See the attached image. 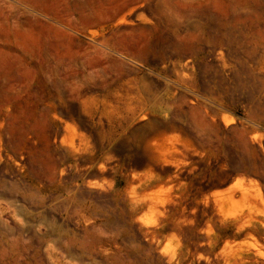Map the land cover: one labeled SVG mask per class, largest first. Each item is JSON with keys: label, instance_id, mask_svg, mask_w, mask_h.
<instances>
[{"label": "rangeland", "instance_id": "374dc122", "mask_svg": "<svg viewBox=\"0 0 264 264\" xmlns=\"http://www.w3.org/2000/svg\"><path fill=\"white\" fill-rule=\"evenodd\" d=\"M126 1L0 0V264H264V0Z\"/></svg>", "mask_w": 264, "mask_h": 264}, {"label": "crops", "instance_id": "0c3cea01", "mask_svg": "<svg viewBox=\"0 0 264 264\" xmlns=\"http://www.w3.org/2000/svg\"><path fill=\"white\" fill-rule=\"evenodd\" d=\"M139 2V0H127L126 2H123V3H121V4H119L118 5V7L116 8V10H113L111 13H110V15H109V21H111V20H113V19H115L116 18V16L118 15V14H120V13H122L129 5H131V4H135V3H138ZM101 4V2H97V4H94V6L95 5H100ZM128 5V6H127ZM94 6H93V8H94ZM127 6V7H126ZM101 18H97L96 20H94V22L95 23H101V20H100ZM43 41L45 42V40H44V38H43ZM113 47V46H112ZM100 70H101V72H104V73H109V71H111V69L110 68H108V67H100ZM114 70V69H113ZM122 75H123V73L121 72V78H122ZM118 80V79H117ZM101 85H110V86H114V85H116V84H118L117 82H108L107 84H104V82H101L100 83Z\"/></svg>", "mask_w": 264, "mask_h": 264}, {"label": "bare ground", "instance_id": "6f19581e", "mask_svg": "<svg viewBox=\"0 0 264 264\" xmlns=\"http://www.w3.org/2000/svg\"><path fill=\"white\" fill-rule=\"evenodd\" d=\"M230 198H232V196H231ZM245 198H246V197H245ZM232 199H233V198H232ZM226 200H227V198H226ZM231 201L235 202L234 200H231ZM158 202H159V201H158ZM220 202H221V201H220ZM225 204H226V203H225ZM150 207L153 209V208H155L156 206H155V204H151ZM221 207H222V206H221ZM245 216H246V215H245ZM242 217H243V216H242ZM245 218H246V217H245ZM260 218H261V217H260ZM235 219H236V217H235ZM245 221H246V220H245ZM235 222H236V220H235ZM240 223H241V222H240ZM240 223L237 224V225H240ZM243 223H244V222H243ZM241 224H242V223H241ZM246 225H247V224H246ZM251 225H252V224H251ZM255 226H257V225H255ZM260 226H261V225H260ZM176 227L179 228L180 226L178 227V225H176V226L174 227V231L176 230V231H178V232H181V231L177 230ZM180 228H181V227H180ZM243 228H244V227H243ZM243 228H241V229H243ZM251 228H252V227H251ZM253 228H254V227H253ZM262 228H263V227H262ZM246 229H247V228H246ZM180 230H181V229H180ZM252 230H253V229H252ZM238 231H239V230H238ZM253 231H254V230H253ZM239 232H240V231H239ZM262 236H264V235H262ZM228 243H229V242H228ZM182 245H183V244H182ZM224 245H225V244H224ZM224 245H223V246H224ZM238 246H239V245H238ZM239 247H241V246H239ZM223 249H224V248H223ZM180 250H181V249H180ZM227 250H228V249H227ZM244 250H245V249H244ZM246 250H247V249H246ZM183 253H184V252H183ZM183 253L181 254L180 258L183 256ZM233 253H234V252H233ZM256 253H257V252H256ZM256 253H255V254H256ZM177 254H179V253H177ZM187 254H188V253H187ZM225 254H226V253H225ZM184 255H186V254H184ZM191 255H192V254H191ZM250 255H251V253H250ZM257 255H258V254H257ZM176 257H177V256H176ZM255 257H256V256H255ZM242 258H243V257H242ZM244 258H245V257H244ZM246 258H247V257H246ZM249 258H250V257H249ZM249 258H248V259H249ZM252 258H253V257H252ZM171 259H173V258H171ZM178 259H179V258H178ZM229 259H230V258H229ZM181 261H182V260H181ZM235 263H236V262H235ZM237 263H238V262H237ZM244 263H246V262H244ZM249 263H250V262H249ZM179 264H180V263H179ZM182 264H183V261H182ZM242 264H243V262H242Z\"/></svg>", "mask_w": 264, "mask_h": 264}]
</instances>
